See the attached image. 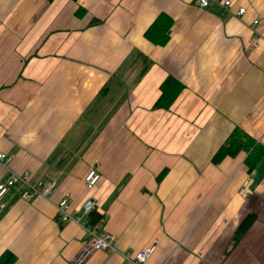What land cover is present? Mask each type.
Returning a JSON list of instances; mask_svg holds the SVG:
<instances>
[{
  "label": "crops",
  "instance_id": "0c3cea01",
  "mask_svg": "<svg viewBox=\"0 0 264 264\" xmlns=\"http://www.w3.org/2000/svg\"><path fill=\"white\" fill-rule=\"evenodd\" d=\"M219 1L0 0V181L56 182L49 197L6 196L0 264H74L90 195L116 250L83 264H128L154 241L150 264H264V156L252 172L244 152L212 161L235 128L264 146V0ZM162 13L170 38L155 45L144 34ZM172 77L183 90L155 107ZM67 194L81 221L59 219Z\"/></svg>",
  "mask_w": 264,
  "mask_h": 264
},
{
  "label": "built area",
  "instance_id": "2783aa9c",
  "mask_svg": "<svg viewBox=\"0 0 264 264\" xmlns=\"http://www.w3.org/2000/svg\"><path fill=\"white\" fill-rule=\"evenodd\" d=\"M224 6H230L232 4L231 0H220L219 1ZM211 0H199L198 4L200 7H208ZM246 12L244 7L239 8L237 14L243 15ZM258 20L253 21V35L251 38L250 45L256 46L260 39V33L257 29ZM12 160V156L0 152V163L8 165ZM101 178L100 173L95 169H90L85 177L84 182L89 191H95L98 186V182ZM250 182L246 181L240 194L242 197H248L252 190ZM56 187V182L45 183L43 181H32L28 172L16 173L10 171L8 175L0 181V211H4L7 207V202L5 201L6 196L13 192L15 194H20V196L26 201H30L36 197H49ZM67 194L57 203L58 217L61 221H70L77 219L81 221V217L74 218L70 213V203ZM96 208V201L93 195L88 196L82 205L83 216H90L91 213ZM82 226L86 232V241L81 249L80 253L74 258V264H83L86 259L96 250H108L113 252L115 248V238L114 236L107 232L101 221L92 223L91 220H87L82 223ZM103 231V233H101ZM157 247V241L152 242L146 247L139 250L133 257L126 255V261L128 264H150V258L155 252Z\"/></svg>",
  "mask_w": 264,
  "mask_h": 264
},
{
  "label": "trees",
  "instance_id": "16d2710c",
  "mask_svg": "<svg viewBox=\"0 0 264 264\" xmlns=\"http://www.w3.org/2000/svg\"><path fill=\"white\" fill-rule=\"evenodd\" d=\"M52 1V0H51ZM77 1V0H74ZM84 12L83 8L78 9V14ZM172 28V19L167 14H160L156 20L148 27L145 32V37L155 45H164L170 38ZM148 67V66H147ZM147 70V68H146ZM144 70L142 74L146 71ZM183 90V84L176 78H168L164 83L161 95L155 103V107L169 108L180 92ZM241 152L246 154L245 164L248 172H252L264 156V146L261 145L255 138L247 134L240 128H235L226 141L219 147L214 154L212 161L220 163L227 156H237ZM162 175L159 176L161 178ZM91 213V222L96 223L100 220L101 216ZM256 216L253 213L247 214L240 222L235 234V241L245 233L252 225Z\"/></svg>",
  "mask_w": 264,
  "mask_h": 264
},
{
  "label": "rangeland",
  "instance_id": "374dc122",
  "mask_svg": "<svg viewBox=\"0 0 264 264\" xmlns=\"http://www.w3.org/2000/svg\"><path fill=\"white\" fill-rule=\"evenodd\" d=\"M245 198V197H244Z\"/></svg>",
  "mask_w": 264,
  "mask_h": 264
}]
</instances>
